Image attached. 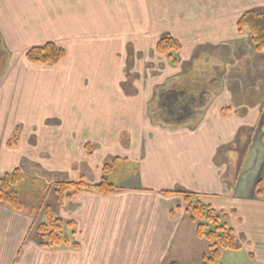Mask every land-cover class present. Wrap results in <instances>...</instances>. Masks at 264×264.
I'll return each mask as SVG.
<instances>
[{"label": "crops", "instance_id": "0c3cea01", "mask_svg": "<svg viewBox=\"0 0 264 264\" xmlns=\"http://www.w3.org/2000/svg\"><path fill=\"white\" fill-rule=\"evenodd\" d=\"M223 1H229L224 3L231 7L242 0H215V4ZM248 1L249 9L264 10V0ZM200 7V0H0V45L7 53L0 67V173L19 167L23 158L19 147L30 146L22 135L18 150L7 142L14 122H24V109L34 105L32 86L47 83L54 96L59 90L75 88V106L86 108L82 112L73 107L75 120L101 122L104 117L92 116L96 107L104 110L109 104L110 91H115L111 100L116 102L121 95L125 102L126 87L136 86L134 80L126 85L125 80L110 77L117 65L125 74L126 40L136 36L140 43L145 42L149 32H153V39L161 26H173L165 31L171 35L174 27L181 26L178 34L191 38L190 18ZM217 10L221 12L223 7ZM235 26L236 20L217 21L212 39L235 40L240 36ZM47 42L67 51L63 62L34 65L25 60V50ZM26 74L31 75L29 81L22 79ZM213 118L198 129L155 126L140 146L133 168L136 177L127 176L113 194L79 193L70 216L75 220L72 238L78 248H42L30 238L29 214L0 204V264H127L122 250L128 246L136 247L138 256L148 255L144 258L156 255L157 264L187 262L189 253L192 256L196 249L203 251L204 245L189 237L188 226L192 224L180 190L199 193L204 202L225 211L229 225L242 235V249L226 251L229 254L224 264H250L261 259L256 251L259 243L264 245V200L254 197L251 190L245 192L248 185L252 188L254 171L250 164L245 165L244 175L237 182L233 183L235 177L230 181L233 175L227 176L229 169L222 168L218 159L221 153H217L220 142L215 130L224 119L220 112H213ZM130 177L137 178L132 185ZM233 185L237 186L235 192H231ZM198 245L201 247H195Z\"/></svg>", "mask_w": 264, "mask_h": 264}, {"label": "rangeland", "instance_id": "374dc122", "mask_svg": "<svg viewBox=\"0 0 264 264\" xmlns=\"http://www.w3.org/2000/svg\"><path fill=\"white\" fill-rule=\"evenodd\" d=\"M224 2L229 3L223 1L221 4H215L214 0L213 4L210 0H200L201 7L194 11L190 18L192 21L190 28L194 31L191 38L178 34L182 31L181 26L174 27V35H170L180 45L179 52H173L178 57V63L175 65L170 64L165 57L155 51L159 37L165 31L173 29V26L156 28L153 39L150 37V33L153 32H149L146 36L148 38L142 43L139 42L140 37L127 39L125 74L117 65L113 76L110 77L119 78V81L123 79L126 85L134 80L136 86L130 89L126 87L125 102L121 95L117 96L116 102L111 100L115 91H110L109 104L104 110L96 107L92 116L96 119L104 117L101 122L75 120L76 112H73V107L79 108L82 112L86 110L84 106H75V88L59 90L61 94L57 91L54 96L53 89H50L51 86L47 83L42 84V87L32 86L34 105L24 109L26 112L24 116L28 120L25 119L22 123L14 122L7 145L17 149L21 135L22 139L25 136L24 140L30 143L27 148L19 147V150L21 149L19 155H23V158L20 159L17 168L25 174V179L20 186L18 185V191L23 200L21 212L29 214L31 218L30 238H34L42 248H54L42 246L34 230V225L45 221V208L49 206L65 222H75L70 216L71 209L76 205V197L79 193L88 191L83 190L72 200L58 205L54 183L82 178L87 184H95L104 175L119 188L130 174L136 177L133 168L143 139L157 125L170 126V123L161 119L163 116L157 113L153 116L158 119L150 116L158 102L166 103L169 100L168 95H172L173 102L176 101L175 96L178 93H182L183 98L188 100L185 121L175 122L173 127L186 126L189 129H198L203 122L214 120L213 112L214 114L220 112L224 120H221V124H218V129L215 130L220 142L217 147V153H221L218 158L220 164L222 168L227 166L229 169L225 171L227 176L230 173L233 175L230 181L235 177L233 183L244 175L245 165L250 164L254 171L252 188L248 185L245 192L251 190L256 197V183L264 178V144L260 132V124L264 117V50L260 53L254 50L246 31L241 32L233 41L212 39L217 21H235L242 13L253 10L249 9L251 5L248 0L235 1L231 7ZM222 7L223 10L219 12L217 9ZM145 35L140 36L143 39L146 38ZM228 48H231L230 51ZM243 49L244 52L241 51ZM247 49L250 52L246 51ZM27 50L24 51V58ZM237 51L239 52L236 54ZM128 52L131 57L128 56ZM29 77L31 78V75L26 74L22 79L29 81ZM181 87H185V90L180 89ZM77 98L80 99V96ZM224 101L226 104L222 105ZM158 106L157 109L160 110ZM43 117H47L46 121L42 120ZM178 117L179 115L173 116V119ZM250 141L252 145L249 144ZM260 147L261 151L257 152ZM104 164H112L111 172L102 173ZM3 174L0 173V176ZM135 177L129 178L131 185L133 179L137 181ZM235 187L237 188L236 185L232 186L231 192L237 190ZM228 188L230 189V185ZM180 196L183 197L182 194ZM177 202L176 199L175 203ZM190 223L192 226H188L191 233L189 237L199 239L200 243H203L200 245H204V248L202 253L198 249L192 256L189 253L187 262L182 264H199L201 256L207 251V242L196 236L195 225L191 221ZM72 230L64 229V233L70 235L71 240L75 235H71ZM184 239L186 240L185 237ZM200 245L195 247L200 248ZM258 245L259 249L257 248L256 252H259L258 257L261 259L256 258L250 264H264V245L260 243ZM135 248L129 246L122 248L123 261L127 264L128 262L157 264L156 255L152 259L144 258L148 255L143 256L142 253L138 256ZM192 252L194 250H191ZM236 253L241 255V252ZM242 253L245 258V252ZM227 254L229 252H223L221 259H224L221 263L227 261L225 259Z\"/></svg>", "mask_w": 264, "mask_h": 264}, {"label": "trees", "instance_id": "16d2710c", "mask_svg": "<svg viewBox=\"0 0 264 264\" xmlns=\"http://www.w3.org/2000/svg\"><path fill=\"white\" fill-rule=\"evenodd\" d=\"M236 27L239 32L246 31L257 53L264 50V12L248 10L242 13L237 19ZM179 50V43L169 33L162 34L155 45L156 53L165 57L172 65L178 63V57L174 53L179 52ZM25 58L34 65H57L66 58V51L55 43L47 42L29 48L25 52ZM260 132L264 144V117L260 124ZM111 165L104 164L102 173L111 172ZM24 179L25 174L19 168H14L0 176L1 205L21 212L23 200L19 194L18 185L20 186ZM53 187L58 205L72 200L83 190L108 195L119 189L104 175L95 184H87L80 178L76 181H58L54 183ZM178 192L184 197V210L189 220L195 225L196 236L207 242V251L201 256L199 264H219L224 251L242 249L244 239L229 225L228 214L225 211L218 210L204 202L199 193L186 190ZM255 195L264 200V178L256 183ZM74 226V221L65 222L53 209L47 206L45 208V221L34 225V230L44 247L71 245L78 248L79 244L75 240H71L70 235L67 236L64 233L65 228H72L71 235L75 234ZM170 264L175 263L171 262Z\"/></svg>", "mask_w": 264, "mask_h": 264}, {"label": "flooded vegetation", "instance_id": "af4514ba", "mask_svg": "<svg viewBox=\"0 0 264 264\" xmlns=\"http://www.w3.org/2000/svg\"><path fill=\"white\" fill-rule=\"evenodd\" d=\"M236 30H237V27H236ZM237 32L241 34V32H239L238 30ZM246 36L249 38L248 34H246ZM249 41H250V38H249ZM5 54L7 55L6 51L0 45V67H2L3 58ZM180 89L185 90V87H181ZM175 98H176V101L173 102L172 95H168L169 100L166 102L167 104L164 103L163 101L158 102L155 105L154 112H152L150 116L156 119H158V117H154L153 116L154 113L159 114V116H163L161 117V119L164 120L166 123H170V127H173L175 122L183 123L182 121H185L184 119L188 114V108H187L188 103H186L188 100L186 101V98H183L182 93H178L177 96H175ZM182 102H184L186 105H184ZM165 105L166 107H164ZM157 106L158 108H160V110L157 109ZM176 115L177 116L179 115V117L176 119H173V116H176Z\"/></svg>", "mask_w": 264, "mask_h": 264}]
</instances>
